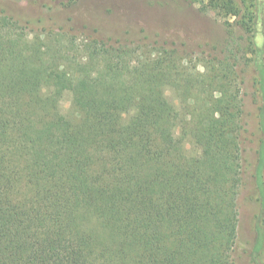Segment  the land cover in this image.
I'll list each match as a JSON object with an SVG mask.
<instances>
[{"label":"trees","instance_id":"16d2710c","mask_svg":"<svg viewBox=\"0 0 264 264\" xmlns=\"http://www.w3.org/2000/svg\"><path fill=\"white\" fill-rule=\"evenodd\" d=\"M0 13L13 20L0 21V264H234L237 60L221 72L210 61L204 78L176 44L127 48L146 38L94 39L71 54L61 34L26 32L30 23ZM232 38L223 51L255 53ZM93 73L110 86L75 102L61 128L63 93ZM207 81L212 95H196ZM170 86L182 89L180 108ZM142 107L147 116L133 113Z\"/></svg>","mask_w":264,"mask_h":264},{"label":"rangeland","instance_id":"374dc122","mask_svg":"<svg viewBox=\"0 0 264 264\" xmlns=\"http://www.w3.org/2000/svg\"><path fill=\"white\" fill-rule=\"evenodd\" d=\"M0 9L23 23H30L26 32L46 31L66 37L62 44L74 46L71 54L94 39L128 37L140 41L146 38L145 43L128 44L127 48L142 47L136 51L142 53L152 47L176 44L185 57L183 65L188 73H199L204 78L209 77L210 61H214L217 71L221 72V63L235 58L238 62L235 71L243 84L241 90L237 83L230 84L228 94L239 91L245 128L240 138L243 167L237 197L239 216L234 264H264V0H0ZM250 11H253V22L249 26ZM0 21L5 25L13 24L5 15H0ZM232 37L243 48L255 49V53L246 55L241 51L237 59L230 51H223ZM66 40H69L68 45ZM49 42L50 39L47 44ZM103 46L114 50L125 48ZM225 73L228 72L223 71ZM109 86L107 74L93 73L83 76L75 88L65 91L61 102V128L67 127L75 102ZM210 88L208 81L200 83L195 93L212 95ZM181 91L170 86L166 93L178 108L176 95H184ZM214 94L222 93L216 90ZM179 111L182 115L184 111L189 112L183 107ZM149 112L147 107H142L133 113L145 117ZM187 147L194 153L190 145ZM182 190L186 191L187 204H191L193 194L186 188Z\"/></svg>","mask_w":264,"mask_h":264}]
</instances>
